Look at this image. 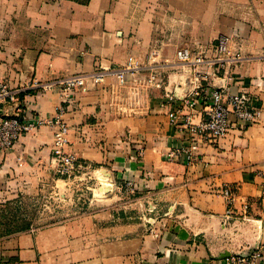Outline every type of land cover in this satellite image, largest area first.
<instances>
[{
  "label": "crops",
  "instance_id": "0c3cea01",
  "mask_svg": "<svg viewBox=\"0 0 264 264\" xmlns=\"http://www.w3.org/2000/svg\"><path fill=\"white\" fill-rule=\"evenodd\" d=\"M220 35L227 52L217 60ZM180 48L193 52L186 65ZM75 75L85 89L72 92L62 115L65 151L96 177L131 182L136 196L123 209L111 196L90 213L11 235L5 263L227 264L258 247L264 264V0H0V79L32 86L23 103L52 118L63 99L58 80ZM193 75L205 93L248 94L259 116L199 142L193 158L170 159L180 143L172 100L193 88ZM33 84L44 88L34 93ZM52 140L43 124L0 152V194L51 179ZM224 186L234 188L227 219Z\"/></svg>",
  "mask_w": 264,
  "mask_h": 264
},
{
  "label": "built area",
  "instance_id": "2783aa9c",
  "mask_svg": "<svg viewBox=\"0 0 264 264\" xmlns=\"http://www.w3.org/2000/svg\"><path fill=\"white\" fill-rule=\"evenodd\" d=\"M228 37L220 35L215 44L217 60L219 56L227 52ZM180 61H188L193 52L188 48H180L176 52ZM198 59V58H197ZM104 73L96 70L91 74L94 80L102 79ZM61 87L63 99L55 116L50 119H43L40 114L32 111L24 104V96L29 93L32 86L11 87L0 79V106L15 104L16 110L13 114H7L0 107V152H6L26 132L48 124L52 128L53 140L52 150L56 160L55 175L65 176L73 170L88 167L81 162L74 154L65 151L68 144L69 126L62 118L68 109L70 97L74 90L84 87V77L81 75L70 76L58 80ZM33 91L37 93L43 86H38ZM200 81L194 84L193 88L184 96L174 97L170 113V121L174 124L180 143L168 152L167 156L172 159L184 152H188L193 158L194 150L198 148L199 142H216L230 129H243L254 123L258 116V109L253 105L252 99L246 93H229L221 87H212L207 93L204 92ZM177 102V104H176ZM23 104V105H22ZM185 109L188 111L185 112ZM198 117L195 121L194 118ZM185 137V138H184ZM184 140L187 144L184 143ZM264 178V173L262 174ZM124 188L134 191L135 186L126 182ZM222 194L227 201V208L224 217L232 213L231 202L234 196V188L224 186ZM264 196V181L262 185ZM260 248H255L248 254H232L227 257V264H256L262 258Z\"/></svg>",
  "mask_w": 264,
  "mask_h": 264
},
{
  "label": "rangeland",
  "instance_id": "374dc122",
  "mask_svg": "<svg viewBox=\"0 0 264 264\" xmlns=\"http://www.w3.org/2000/svg\"><path fill=\"white\" fill-rule=\"evenodd\" d=\"M190 59L185 60L184 64ZM191 79L201 82L198 76L193 75ZM95 169L79 168L65 176L52 174L49 181H40L39 186H31L22 194H0V251L4 240L11 235L90 213L103 206L100 200L104 198L116 196L122 209L130 206L136 196L135 192L114 180H108L106 174L98 172L96 177ZM126 208L129 210L130 207ZM5 262L0 252V264Z\"/></svg>",
  "mask_w": 264,
  "mask_h": 264
}]
</instances>
